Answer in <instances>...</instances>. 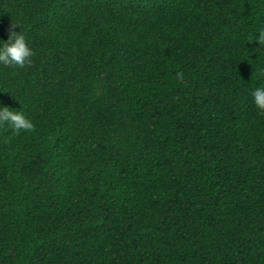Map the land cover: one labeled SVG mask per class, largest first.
<instances>
[{
	"label": "trees",
	"instance_id": "obj_1",
	"mask_svg": "<svg viewBox=\"0 0 264 264\" xmlns=\"http://www.w3.org/2000/svg\"><path fill=\"white\" fill-rule=\"evenodd\" d=\"M12 30L0 264H264V0H0Z\"/></svg>",
	"mask_w": 264,
	"mask_h": 264
},
{
	"label": "clouds",
	"instance_id": "obj_2",
	"mask_svg": "<svg viewBox=\"0 0 264 264\" xmlns=\"http://www.w3.org/2000/svg\"><path fill=\"white\" fill-rule=\"evenodd\" d=\"M13 28H17L13 25ZM261 46H264V30L255 38ZM34 55L33 49L21 31H10L7 41L0 39V65L12 68H23L31 63ZM177 79H183V73L178 72ZM252 100L261 114H264V86L256 87L252 93ZM8 127L15 133L28 132L34 128V124L26 115L24 109L13 110L0 104V128Z\"/></svg>",
	"mask_w": 264,
	"mask_h": 264
}]
</instances>
